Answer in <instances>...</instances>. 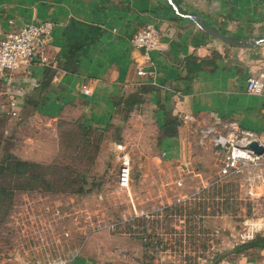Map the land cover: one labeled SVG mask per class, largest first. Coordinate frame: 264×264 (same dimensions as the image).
<instances>
[{
  "label": "rangeland",
  "instance_id": "obj_1",
  "mask_svg": "<svg viewBox=\"0 0 264 264\" xmlns=\"http://www.w3.org/2000/svg\"><path fill=\"white\" fill-rule=\"evenodd\" d=\"M5 96L0 93V166L9 155L38 165L33 175H0V264L80 255L110 264H232L247 256L264 264L261 250L232 254L250 242L243 237L246 223L264 221V198L250 200L240 178L212 183L221 155L211 138L225 124L209 117L181 123L188 130L178 134L177 160L169 158L177 155V140L166 138L163 121L144 102L121 103L116 118L99 128L32 107L9 117ZM119 143L132 161L130 192L118 182ZM132 202L153 216L136 218ZM112 222L122 224L113 230L106 226ZM40 233L45 244L36 240ZM254 236L264 238V227Z\"/></svg>",
  "mask_w": 264,
  "mask_h": 264
},
{
  "label": "crops",
  "instance_id": "obj_2",
  "mask_svg": "<svg viewBox=\"0 0 264 264\" xmlns=\"http://www.w3.org/2000/svg\"><path fill=\"white\" fill-rule=\"evenodd\" d=\"M194 16L221 34L257 43L226 44ZM47 20L55 27L46 52L58 69L36 61L0 81V93L7 102L14 97L20 113L32 107L38 114H68L103 128L127 96L147 90L144 103L155 109L163 129L177 127L166 138L179 141L187 129L180 124H189L186 114L264 133V89L261 94L247 90L251 74L264 70V0H0V40L23 24ZM147 24L159 30L160 46L145 55L132 38ZM139 65L154 76H137ZM83 85L93 94H84ZM180 150L178 142L174 159ZM253 249L264 253L256 246L238 252ZM78 257L80 264L111 263L80 255L74 264ZM244 258L230 262L255 264L253 256Z\"/></svg>",
  "mask_w": 264,
  "mask_h": 264
},
{
  "label": "built area",
  "instance_id": "obj_3",
  "mask_svg": "<svg viewBox=\"0 0 264 264\" xmlns=\"http://www.w3.org/2000/svg\"><path fill=\"white\" fill-rule=\"evenodd\" d=\"M55 22L47 20L41 23H27L20 26L19 30L11 31L4 35L0 40V81L5 80L9 75L18 69L26 68L32 63L39 61L43 65H48L53 69H58L56 61L50 60L46 52V45L51 38ZM132 44L135 49L148 52L160 46V32L153 24H147L138 30L132 38ZM139 77H153L154 71L148 66L139 65L136 71ZM264 89V70H258L251 74L247 82V90L252 94H261ZM82 92L86 95H92L93 89L88 85L82 86ZM9 117L20 115V106L17 100L12 97L2 108ZM185 122L196 120L193 116L184 115ZM222 131L213 134L212 144L219 151L220 168L218 177L212 182L216 186L228 179L240 178L244 180L247 188V195L250 200H259L264 198V152L259 154L249 148V144L258 141L264 146V133H258L254 130L240 127L236 122L226 123ZM227 130V131H226ZM118 159L120 161L118 182L122 190L130 192L132 181V161L126 146L122 143L117 145ZM164 155H167L164 152ZM174 159L173 157H169ZM178 185H183V180L176 181ZM133 212L136 218H150V213L144 208H139L134 202ZM60 210L56 208L54 214H59ZM121 222H112L106 224L113 230L119 229ZM246 224L247 232L243 237L254 240V233L264 227V221L250 220ZM246 231V230H245ZM38 242L45 244L46 237L43 234H37ZM51 264H74L73 259L58 258Z\"/></svg>",
  "mask_w": 264,
  "mask_h": 264
},
{
  "label": "trees",
  "instance_id": "obj_4",
  "mask_svg": "<svg viewBox=\"0 0 264 264\" xmlns=\"http://www.w3.org/2000/svg\"><path fill=\"white\" fill-rule=\"evenodd\" d=\"M147 92V90H142L140 92H136L133 94H130L124 99V103L129 106V107H134L137 104L143 103L144 102V94ZM35 107H37V104H35ZM6 164L5 166H0V175L4 172L7 171L8 174L17 176V177H22L27 175L29 172L31 175L34 174L33 170L35 167L38 165L32 161L28 160H22L19 159L15 156L9 155L6 159ZM34 181H37V179L32 178ZM259 247V248H264V238L258 237L255 238L254 240L240 245L237 248L234 249V251H242L244 249H248L249 247Z\"/></svg>",
  "mask_w": 264,
  "mask_h": 264
},
{
  "label": "water",
  "instance_id": "obj_5",
  "mask_svg": "<svg viewBox=\"0 0 264 264\" xmlns=\"http://www.w3.org/2000/svg\"><path fill=\"white\" fill-rule=\"evenodd\" d=\"M193 19L197 22V24L205 30L208 34H210L212 37L221 40L222 42L234 46H240V45H250L255 44L257 41H250V40H243V39H236L230 36H226L224 34H221L214 30L213 28L207 26L203 20L197 16H194ZM264 40V39H263ZM250 41V42H249ZM177 132L176 125H167L165 127L164 133L169 136H174ZM249 148L253 149L256 153H263L264 152V146L260 144L258 141H253L249 144Z\"/></svg>",
  "mask_w": 264,
  "mask_h": 264
}]
</instances>
